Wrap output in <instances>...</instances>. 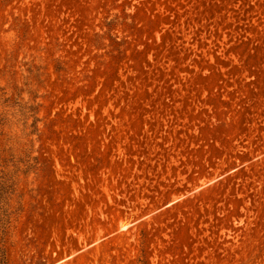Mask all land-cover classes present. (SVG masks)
<instances>
[{
	"label": "rangeland",
	"instance_id": "obj_1",
	"mask_svg": "<svg viewBox=\"0 0 264 264\" xmlns=\"http://www.w3.org/2000/svg\"><path fill=\"white\" fill-rule=\"evenodd\" d=\"M0 264H264V0H0Z\"/></svg>",
	"mask_w": 264,
	"mask_h": 264
},
{
	"label": "trees",
	"instance_id": "obj_2",
	"mask_svg": "<svg viewBox=\"0 0 264 264\" xmlns=\"http://www.w3.org/2000/svg\"><path fill=\"white\" fill-rule=\"evenodd\" d=\"M3 252L0 250V261L3 260ZM140 264H148L146 260L144 259V256H142L141 260L139 261Z\"/></svg>",
	"mask_w": 264,
	"mask_h": 264
}]
</instances>
